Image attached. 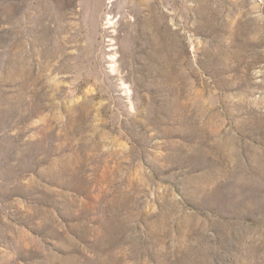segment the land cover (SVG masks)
<instances>
[{"label":"rangeland","instance_id":"obj_1","mask_svg":"<svg viewBox=\"0 0 264 264\" xmlns=\"http://www.w3.org/2000/svg\"><path fill=\"white\" fill-rule=\"evenodd\" d=\"M0 264H264V0H0Z\"/></svg>","mask_w":264,"mask_h":264},{"label":"bare ground","instance_id":"obj_2","mask_svg":"<svg viewBox=\"0 0 264 264\" xmlns=\"http://www.w3.org/2000/svg\"><path fill=\"white\" fill-rule=\"evenodd\" d=\"M112 58V57H111ZM114 58V57H113ZM115 59V58H114Z\"/></svg>","mask_w":264,"mask_h":264}]
</instances>
